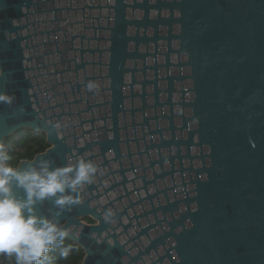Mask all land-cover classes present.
<instances>
[{
  "label": "water",
  "instance_id": "obj_1",
  "mask_svg": "<svg viewBox=\"0 0 264 264\" xmlns=\"http://www.w3.org/2000/svg\"><path fill=\"white\" fill-rule=\"evenodd\" d=\"M0 95L16 167L97 166L37 205L81 264H264V0H0Z\"/></svg>",
  "mask_w": 264,
  "mask_h": 264
},
{
  "label": "clouds",
  "instance_id": "obj_2",
  "mask_svg": "<svg viewBox=\"0 0 264 264\" xmlns=\"http://www.w3.org/2000/svg\"><path fill=\"white\" fill-rule=\"evenodd\" d=\"M90 89L95 85L90 84ZM0 101H10L0 95ZM3 145H0V254L15 256L16 264H48V253L54 245H62L69 230L61 228L57 219L37 212V205L51 200L56 217L74 204L76 194L92 183L97 166L79 159L75 164L52 166V161L39 159L27 167H13ZM22 194H17L16 190ZM112 216L105 214V219ZM71 247H63L67 257Z\"/></svg>",
  "mask_w": 264,
  "mask_h": 264
},
{
  "label": "trees",
  "instance_id": "obj_3",
  "mask_svg": "<svg viewBox=\"0 0 264 264\" xmlns=\"http://www.w3.org/2000/svg\"><path fill=\"white\" fill-rule=\"evenodd\" d=\"M18 137L6 139V149L10 157L9 164L16 167L21 160H32L33 157L44 152L48 145L42 134H34L28 130L19 131ZM71 247L67 257L61 255L63 247ZM51 260L48 264H81L84 256L83 251L78 246L69 241H64L62 245H54L48 253ZM0 264H16L15 256L0 254Z\"/></svg>",
  "mask_w": 264,
  "mask_h": 264
},
{
  "label": "rangeland",
  "instance_id": "obj_4",
  "mask_svg": "<svg viewBox=\"0 0 264 264\" xmlns=\"http://www.w3.org/2000/svg\"><path fill=\"white\" fill-rule=\"evenodd\" d=\"M18 136H14V138H17ZM83 222H85V223H88V224H91L92 222L91 221H89L88 219H85Z\"/></svg>",
  "mask_w": 264,
  "mask_h": 264
}]
</instances>
